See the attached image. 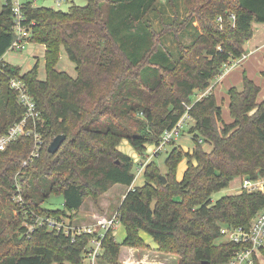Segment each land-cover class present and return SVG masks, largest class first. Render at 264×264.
Instances as JSON below:
<instances>
[{"label":"trees","instance_id":"16d2710c","mask_svg":"<svg viewBox=\"0 0 264 264\" xmlns=\"http://www.w3.org/2000/svg\"><path fill=\"white\" fill-rule=\"evenodd\" d=\"M87 2L67 12L25 5L26 22L34 23L30 43L46 49L45 81L39 79V62L22 74L21 67L4 60L14 40L13 18L10 8L0 11V136L24 115L9 86L18 77L37 102L43 138L39 157L24 168L35 147L33 137H21L0 151V264H85L84 254L97 234L72 238L47 227L26 234L25 225L35 214L73 223L88 199L98 208L117 185L129 189L118 209L127 236L118 242L113 229L106 232L100 264H120L123 247L150 249L142 231L160 252L177 255L178 264L226 262L235 245L222 239L221 228L248 226L264 209V193L242 191L215 203L212 197L236 178L264 176L262 89L244 73L242 87L228 91L231 124L224 122L212 91L194 99L225 65L246 55L254 23H264V0ZM187 35L189 43L183 39ZM168 36L174 38V50L166 44ZM63 51L76 77L57 69ZM184 103L192 105L193 150L173 147L165 175L156 161L148 162L145 184L135 187L138 163L119 146L128 141L146 162L147 147L178 123ZM61 134L66 139L50 153L49 145ZM184 160L188 168L179 181ZM17 185L24 204L14 201ZM51 196H62L63 208H44Z\"/></svg>","mask_w":264,"mask_h":264},{"label":"built area","instance_id":"2783aa9c","mask_svg":"<svg viewBox=\"0 0 264 264\" xmlns=\"http://www.w3.org/2000/svg\"><path fill=\"white\" fill-rule=\"evenodd\" d=\"M38 0H0V11L3 8H10L13 18V33L14 40L10 46V52L21 53L30 43L33 35L32 28L34 23H27L24 13L25 5L31 3L33 6ZM55 4V10L62 11L65 4L70 3V0H50ZM54 9V8H53ZM235 20V16L231 15ZM221 22L222 19L219 18ZM247 58L244 55L239 60H233L229 65L224 66V72L218 78L216 83L228 73L232 68L241 65L243 60ZM10 88L17 94V100L24 108V115L22 119L15 123L10 129L0 136V151H5L12 143L16 142L21 137H33L35 147L28 160L23 162L22 168L39 157L42 146L43 138L39 130V123L41 121V112L34 97L29 93L26 84L20 78H12L9 82ZM214 84L203 94L198 95L194 101H197L205 95L211 93ZM186 107L185 114L181 117L178 123L171 129L164 131L161 139L157 145H153L154 149L150 155H146L148 160L150 157L159 156L165 148L172 142L178 140L184 133L189 121H192L189 111L192 105L183 104ZM148 161L141 163L138 162V175L143 173ZM137 177V175H136ZM241 192H263L264 181L262 178L258 180L242 178ZM17 194L14 196V201L24 204L21 195V188L17 185ZM120 225L119 213L116 212L110 219L99 220L96 224L90 226H77L69 218H57L47 215H33L31 221L26 223L27 232L31 234L35 229L40 227H47L51 230H57L64 233L66 236L74 238L77 235L90 234L95 235L91 241V247L88 248L84 254L85 264H100L99 257L103 251V238L110 229L116 230ZM222 239L226 242L235 245V249L230 254L229 259L221 264H264V209L260 210L248 226H223L221 228Z\"/></svg>","mask_w":264,"mask_h":264},{"label":"rangeland","instance_id":"374dc122","mask_svg":"<svg viewBox=\"0 0 264 264\" xmlns=\"http://www.w3.org/2000/svg\"><path fill=\"white\" fill-rule=\"evenodd\" d=\"M70 1H71L70 3L63 5L62 11L67 12L71 6L85 7L88 4L87 0H70ZM160 1L162 3H164L166 0H160ZM35 5L37 7L54 8L55 9V4L50 0H38L37 2H35ZM166 9L167 10L169 9L168 6H166ZM150 17L155 22L156 27H159V18L156 17L155 13H151ZM196 25H197V23H196ZM183 39H184V42L189 43L192 39V36L187 35ZM166 44L168 47L170 46L171 49H173V50L176 48V44L174 42L173 36L167 37ZM44 50L45 49L43 48L42 45L28 44L27 47L25 48L24 52L16 53V52L8 51L6 53L4 59L8 63H11L15 66L21 67L22 72H24V73L26 71H28L30 68H32L36 61H39L40 62L39 63L40 64V75H39V77L43 78L45 76V74H44ZM64 54H65L64 52L61 54L60 62L62 63L63 61H65L68 64L69 59H67ZM36 56H39V57L37 58ZM193 124H194L193 121H189L188 125L185 128L183 135L178 140L174 141L172 145H168L165 148V150L159 156L150 157L149 160H148V158H143V160L148 161L149 163L151 161L152 162L156 161L159 168L162 171V174L165 175L167 172L166 159H167L170 151L173 149V147H181L185 152H188V151L191 152L193 150V147H194L193 136L189 133V130ZM119 149L121 151H123L124 153L129 154V155H131V153L134 152L126 140H124L121 143V145L119 146ZM153 149H154V146H148L145 155H147V156L150 155L152 153ZM204 149L206 151H211L212 146L205 145ZM135 154L136 155H133L135 162L138 163L139 161H142L140 155L137 153H135ZM185 161L186 162L183 161V163H181L178 166L177 179H178V175L180 174L184 164L187 163V160H185ZM134 173L137 175L136 180L134 182V186L135 187L143 186L145 184L144 174L141 173L138 175L137 164L134 168ZM261 178L264 181V176ZM181 180H179V181H181ZM241 185H242V178L234 179L227 189L222 190V191L213 195L212 202L215 203L216 201H218L219 199H221L225 196L240 193L241 192V190H240ZM114 187H115L114 189L110 190V192H109L110 195H108L109 197H111L109 207L107 209L105 207L104 210H102V207H98L96 210V212H98L100 215H106L109 219L114 214H116V212H118V209H119V206L123 200L124 194L128 190V188L126 186H123V185H117ZM90 201L91 200L88 199L86 202L88 203ZM63 203H64V199L62 196H51V198L45 203L44 208L49 209V210L61 209V208H63ZM88 215H86V217L88 219L87 221L89 222V224L93 223V221L89 220L90 216L88 217ZM74 221H75V223L81 221L77 218V214L74 215ZM95 221H96V219H95ZM116 231H117V233H116L117 241L122 242L124 239V236H123L124 226L121 224L120 225L118 224V226L116 227ZM140 234L143 235L144 240L150 245V249H148V248L135 249V251H133L129 255L127 254L128 251H125V255L122 256V254H120V257H119V263L120 264H123V261H125V260L130 262L128 264H178L179 257L177 255H174L171 253L167 254L164 252H160L157 249H152L156 245L153 242L150 235L146 234L143 231L140 232ZM154 250H156L157 252H160L161 255L160 256L157 255L159 257H157L156 255H152V254H154L153 252H155ZM133 253H134V255H132Z\"/></svg>","mask_w":264,"mask_h":264},{"label":"crops","instance_id":"0c3cea01","mask_svg":"<svg viewBox=\"0 0 264 264\" xmlns=\"http://www.w3.org/2000/svg\"><path fill=\"white\" fill-rule=\"evenodd\" d=\"M253 28H254V35L245 45V53L247 55V58L245 60H243L241 65L232 68L228 73H226L220 79V81L218 83H216V81L213 82L214 86H213L212 92L216 96L218 104L222 107V118L226 124H231L233 122V119H232L231 114H230V97H229L228 91L233 87H239V88L242 87L244 73H246L248 75V77L250 79H252L256 84H258L262 89V91L259 95L260 98H258L259 99L258 102L261 103L264 100V78L262 76V73L264 72V23H254ZM43 48L45 49L44 46H43ZM63 52L65 53V51H63ZM45 53H46V49L44 50V74H45V76L43 78L39 77V79L42 81H45L47 78L46 64H45ZM64 55L68 59L67 54L65 53ZM36 57L38 58L39 56H36ZM37 62H39V61H36L35 64ZM68 62H69L68 64L65 61H63L62 63L59 62L57 69L60 72L65 71L68 74H70L72 77H76L77 73L75 70V65L70 60H68ZM34 65H33V67H34ZM32 68H30L28 71H30ZM28 71H26L25 73H27ZM25 73L22 72V74H25ZM39 75H40V70H39ZM130 147H131V145H130ZM131 149H133V148L131 147ZM134 152H132L131 155H129V154H127V155L134 157L133 155H136L135 154L136 152L135 153ZM184 162H186V161L184 160ZM187 168H188L187 163H185L180 174L178 175V180H181L183 178ZM133 187L134 186H132V188ZM132 188H130V189H132ZM108 195H110V194L107 193L104 196L105 198L102 197L100 200V207H102V210H104L105 207L107 209L110 205L111 197H109ZM96 210H97V207L94 205L93 201H90L88 203L86 202L82 206L79 213L77 214V218L81 221L77 222V223H75V221H74L73 223L77 226H90V225L96 224L99 220L109 219L106 215H100L98 212H96ZM86 215H88V217L90 216L89 220L93 221V223L89 224V222L87 221L88 219H87ZM95 219H96V221H95ZM116 233H117V231L115 230V237H116ZM140 235L143 238V235L142 234H140ZM123 236H124V239L127 236L125 228H124ZM155 245L156 246L152 249L158 250L159 249L158 245L156 243H155ZM125 251H128L127 254L129 255L130 253L135 251V249L123 247L121 250L122 256L125 255ZM154 251L155 252H153L154 254H152V255H156V256L161 255L160 252H157L156 250H154ZM132 255H134V253ZM159 256H157V257H159ZM128 263H130V262H128L126 260L123 261V264H128Z\"/></svg>","mask_w":264,"mask_h":264},{"label":"water","instance_id":"95a60500","mask_svg":"<svg viewBox=\"0 0 264 264\" xmlns=\"http://www.w3.org/2000/svg\"><path fill=\"white\" fill-rule=\"evenodd\" d=\"M66 139V136L64 134L58 135L54 138L52 143L49 145L48 151L52 154H55L61 147L62 143ZM164 183H166L165 177H162ZM209 262H204L203 264H208Z\"/></svg>","mask_w":264,"mask_h":264}]
</instances>
